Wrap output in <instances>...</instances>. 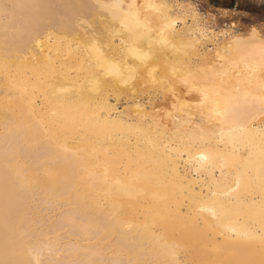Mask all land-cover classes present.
<instances>
[{
	"label": "bare ground",
	"instance_id": "obj_1",
	"mask_svg": "<svg viewBox=\"0 0 264 264\" xmlns=\"http://www.w3.org/2000/svg\"><path fill=\"white\" fill-rule=\"evenodd\" d=\"M110 1L0 0V77L9 88L0 107L11 115L6 123L0 117V261L264 264V202L217 198L212 222L204 204L206 183L185 173L163 134L160 145L153 143L112 101L110 91L119 95L166 79V67L159 76L154 67L178 46L170 22H154V9L143 13L138 0ZM89 17L103 26L106 38L102 30L103 36L96 35L103 39L92 35L84 43L92 32L83 34L84 42L82 32L75 38L81 25L87 31ZM233 39L223 50L228 61L261 57V45L244 57L240 37ZM259 39L256 34L254 41ZM78 59L79 65L100 68L101 75L92 78L88 68L91 79L74 82L64 69ZM218 95L211 118L250 148L244 156L249 170L243 172L264 197V142L255 140L250 125L264 101L230 89ZM34 165L47 176H37ZM211 178L217 186L228 185L225 175L213 172Z\"/></svg>",
	"mask_w": 264,
	"mask_h": 264
},
{
	"label": "rangeland",
	"instance_id": "obj_2",
	"mask_svg": "<svg viewBox=\"0 0 264 264\" xmlns=\"http://www.w3.org/2000/svg\"><path fill=\"white\" fill-rule=\"evenodd\" d=\"M108 1L110 0H105V2L107 3ZM142 1L143 3H147L141 5L142 3L140 4V2ZM239 1L241 2L238 8L248 11L246 16H243L241 18H237L235 16L236 12L230 9H210L203 4V0H154V2L153 0H138L137 2L139 3V6L142 8V10L144 8H149L150 11L154 9V22L156 21L155 23L157 25H159L160 22H168V25L171 24L173 26L171 27L166 24V27H171L173 34L175 32L173 38L176 45L178 46L176 47L177 51L174 50L173 54L170 53L171 57L168 56L170 58H172L173 56V60H170L169 58L168 61H164L162 64L158 63L156 64V67H154L157 71L156 73L158 74V76L160 75L161 71H164V66L166 67L165 71L167 70L168 72H166L168 76L166 78L167 81L165 78H161L163 79H160L161 82L159 80L156 82L150 81L148 83L141 84L137 89H134L135 91L133 89H128L121 92L119 95L114 91L109 92L112 101L115 104L117 103L116 105L119 106L120 110H122V112L127 116V121L133 124H130L132 125V127H138L137 129H140L139 131L144 130V132H141H143L145 136L150 138L153 143L156 142L155 144L157 145H160L159 142H162L159 141V137L161 136V134H163L165 139L164 142L167 144L170 143L169 146H172V149L176 151L179 157L181 156L180 165L184 168L185 173L190 177L206 183L207 196L205 199L207 200L204 201V204L206 203L205 206L207 209V214L212 222L216 221L213 207L216 206L217 202L220 201L218 199L222 198L223 200V198L231 196L232 198H236L240 202L246 201L244 203L248 205L250 203H257L260 205L264 202V197H261L260 191H257V187L255 186V184L249 179L248 175L244 173L245 171L247 173L249 170L247 168L245 170L244 168L246 167V164L244 163V156L247 153V149L249 151L250 148L242 144L240 140L235 138L238 137V133H234L233 137H228L227 134L229 133V130L223 128L217 120H213V118H211V113H209V109L214 104L213 102L219 101L217 95L219 94L218 96H222L226 91H228V89L239 94L243 93L249 96H254L257 99H261L264 101V63H261L264 60V51H262L264 50V43H262V38H264V0ZM233 2L234 0H224L223 4L233 6ZM7 5H10V3H8ZM145 9L142 11L143 13H146L148 11ZM152 12L153 11H151V13ZM90 18L91 17L87 19L88 22ZM81 22H83L82 24L85 25L86 21L82 20ZM89 23L86 22V24H88L89 26L86 25L88 28L87 31L86 29H84V32L80 30H83V28L86 27L84 26L81 29V26L83 25H81L80 23V29L76 31L77 34H75L76 37H74H82L83 34L86 35L88 32H92V34L87 35L86 40L84 36L82 37V39L80 37L79 40L83 41L84 39L86 41H83L84 43H88V40L93 38L92 35H95L94 37L97 38L100 37V39L107 37L108 33L106 34V32H103L106 30H104V28L102 30L103 26L101 27V25L97 27L96 25L98 24H96L93 18ZM91 24H94L93 26H96L100 31L95 30L94 32L95 28H92ZM101 30L104 36L101 34ZM253 31H255L258 38L261 39H259L260 43H258L259 40L255 42L254 39L249 38L252 37ZM78 32H82V34L78 35ZM99 32L100 35L103 36V38H101L100 35H96V33L99 34ZM60 34L64 36L69 35L71 37V34L69 33ZM235 36H239L241 44L243 43V46L241 45V47H243L242 55L244 54V57L245 55L247 56V54H249V51H251L250 48L253 49L254 46L260 47V45L261 47H263L262 50L261 48L259 50L262 53L261 57H259V59L257 60H254L258 62V60H260L261 58V62H259L261 64H256L257 62H255L254 66V61H251V63H249V60L251 59H245L246 57L237 59L243 61L246 60L247 62L236 61L237 59H231L229 61L225 59L223 50L230 46L228 45L229 40H231L232 42ZM53 38L54 37H52L50 42L54 45V42L56 43V41H54L56 40V37L54 40ZM61 41L62 40H60L59 43H61ZM62 43L63 44H61V47H63L64 41H62ZM178 49L181 53L178 52ZM63 58L65 59L66 57ZM78 60V64L76 63L75 65L67 68L68 71L67 69H64V74L68 73L66 75L70 77L74 82H81L83 78L86 79L85 77L90 76V74L93 75V73H95L96 75L98 74L99 76L101 75V71H99L100 68L98 69V72L96 69L98 67L94 66V64L89 65L88 63L87 65V63L85 62L81 63L82 65H79L80 59ZM233 60H235L237 63L235 61L231 62ZM170 61H172V65L169 63ZM58 64L59 63H57V65ZM89 66H91V68ZM168 66H172V69L175 73L172 72V70H169ZM88 68L89 70L91 69V73L88 72ZM225 74H227V76H225ZM169 75L171 78L169 77ZM91 77L87 78L91 79ZM95 77L96 76L93 75L92 78ZM0 80V85L2 84V87L0 86V97H3L4 93L6 91H9L6 89L9 88L7 87V82L4 78L0 77ZM205 83L208 86H206ZM242 83L243 85H241ZM203 87L205 89H203ZM194 88L196 91L194 90ZM210 90L213 93H211ZM200 92L206 94H204L203 96V94ZM209 93L211 96L209 95ZM260 95H263V97L261 98ZM211 98L214 99L211 100ZM207 99H209L210 102L207 101ZM258 107L253 114V121L251 120L252 123H250V125L252 127V133L255 140L258 142H264V104L259 101ZM0 109L4 110H0V117L2 116L1 118L5 119L2 120L3 123L9 122L11 118H8L7 116L11 115L7 112L8 110L3 107H0ZM6 119L10 120L6 121ZM2 121L0 122L2 123ZM222 129L223 131H221ZM203 134L205 137L203 136ZM222 136L223 138H221ZM234 138L237 140H233ZM223 140L230 141H227L226 144V142H224ZM231 140L233 141L231 142ZM238 143L239 145L241 143V145H237ZM177 146L178 148H176ZM85 168L80 167V169L82 170ZM36 171L39 172V174L37 173V176L39 177L47 176V173L41 168V165L38 168L37 165H34L35 174ZM213 172L217 173V175L219 176L225 175L227 177L226 181L228 182V185H226V187L224 188L217 186V184H215L211 178V174ZM208 206L209 208H207Z\"/></svg>",
	"mask_w": 264,
	"mask_h": 264
},
{
	"label": "crops",
	"instance_id": "obj_3",
	"mask_svg": "<svg viewBox=\"0 0 264 264\" xmlns=\"http://www.w3.org/2000/svg\"><path fill=\"white\" fill-rule=\"evenodd\" d=\"M203 4L205 6H207L208 8L210 9H214V10H218V9H224V10H227V9H230V10H233L234 12H236V17L237 18H241L243 16H246V14L248 13V11H245L241 8H238V6L240 5V2L239 0H234L233 2V6H228V5H224L223 4V1L224 0H203Z\"/></svg>",
	"mask_w": 264,
	"mask_h": 264
},
{
	"label": "snow or ice",
	"instance_id": "obj_4",
	"mask_svg": "<svg viewBox=\"0 0 264 264\" xmlns=\"http://www.w3.org/2000/svg\"><path fill=\"white\" fill-rule=\"evenodd\" d=\"M8 7H9L8 5H5L4 6L5 10H7ZM11 7H15V5H13ZM255 38H256V33H255V31H253L252 37H250V39H255ZM262 43H264V38H262ZM0 264H8V262L7 261H0Z\"/></svg>",
	"mask_w": 264,
	"mask_h": 264
}]
</instances>
